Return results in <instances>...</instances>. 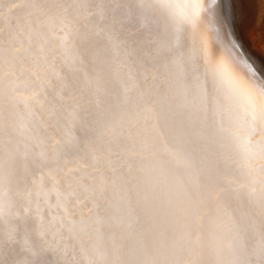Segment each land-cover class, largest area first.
<instances>
[{"label": "snow or ice", "instance_id": "snow-or-ice-1", "mask_svg": "<svg viewBox=\"0 0 264 264\" xmlns=\"http://www.w3.org/2000/svg\"><path fill=\"white\" fill-rule=\"evenodd\" d=\"M255 0H0V264H264Z\"/></svg>", "mask_w": 264, "mask_h": 264}, {"label": "bare ground", "instance_id": "bare-ground-1", "mask_svg": "<svg viewBox=\"0 0 264 264\" xmlns=\"http://www.w3.org/2000/svg\"><path fill=\"white\" fill-rule=\"evenodd\" d=\"M258 7L250 18L251 28L249 31V38L251 40L250 47L254 50L264 48L257 36L264 27V0H255Z\"/></svg>", "mask_w": 264, "mask_h": 264}, {"label": "rangeland", "instance_id": "rangeland-1", "mask_svg": "<svg viewBox=\"0 0 264 264\" xmlns=\"http://www.w3.org/2000/svg\"><path fill=\"white\" fill-rule=\"evenodd\" d=\"M257 36L259 37V40H260L262 46L264 47V27H263V29H261V31L259 32V34Z\"/></svg>", "mask_w": 264, "mask_h": 264}]
</instances>
